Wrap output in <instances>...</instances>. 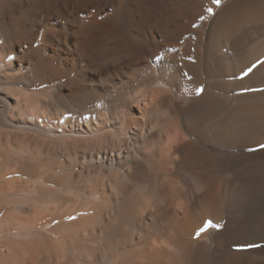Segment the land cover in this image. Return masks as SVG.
Here are the masks:
<instances>
[{
	"label": "bare ground",
	"instance_id": "bare-ground-1",
	"mask_svg": "<svg viewBox=\"0 0 264 264\" xmlns=\"http://www.w3.org/2000/svg\"><path fill=\"white\" fill-rule=\"evenodd\" d=\"M261 60L264 0H0V264H114L86 242L149 162L183 186L134 264H264Z\"/></svg>",
	"mask_w": 264,
	"mask_h": 264
},
{
	"label": "rangeland",
	"instance_id": "rangeland-1",
	"mask_svg": "<svg viewBox=\"0 0 264 264\" xmlns=\"http://www.w3.org/2000/svg\"><path fill=\"white\" fill-rule=\"evenodd\" d=\"M137 35L138 34H136V36ZM140 39H142V38L140 37ZM171 50L173 52H175V48H171ZM225 51L228 52V50H225ZM50 52L51 51H50V48H49V49H47V52L45 53V55L48 56L50 54ZM65 57L67 58V55H65ZM18 61H20V60H18ZM151 63H152V61H151ZM83 65H84V63H83ZM63 80L62 79H59V80H54V83H53V81L52 82H46V83H44V85H43L42 88H45V89H43V91L44 90H47V89L50 90L51 88H53V85H54V87H56V84H60ZM45 84L47 85L46 87H45ZM67 161H69V159H67ZM149 163H151V164H148L147 165V167H148V168L146 167L147 171L145 170V172H142L141 175L139 174V175L135 176L136 179H137V184L139 185V187H135V188L132 187V188H130V189L127 190L126 189V184H129L128 181H126V184H124L125 181L122 178V176L119 175V174L118 175L121 176V177H119V176L116 175L115 178H113V179H115L117 181V183L119 181L122 182V180L124 181L123 184H121V182L119 183L122 186V188L120 186V189L119 190H122L123 191V192H121L122 194L120 195V198L122 200L120 202H121L122 205L119 204L121 206H119V208H117L118 207L117 206L116 209H115V211H114V212H116V214L114 213V215H113V217L111 219H115V220L114 221H111V219L106 218V222H105V225L107 227L110 226L109 224H111L112 222H114V224L112 225V227L114 229L112 227H110V229H107L105 235H103V236L97 235L96 237H93V239L92 238H91V240L89 239L88 240V243L86 242L87 248L89 247L88 249L93 250L90 253H93L92 255H95V256L97 255V257L99 259H102V258H104V256H107L108 254L106 255V249H107V252H108L109 251V247L112 248V246L115 245V247L118 246V247H120V249L117 251V253L115 255L116 256L115 257L116 258V261H114V264H134L135 261H139V259L141 258V252H140V250L138 248L137 249L136 248H129L130 245H131V242H132L130 240L136 241V240H138L139 235L145 232L144 230H149V231L152 230V233L155 234L154 235V238L155 239H158L159 238L158 240L161 241V240L166 239V237H168V235L166 236V234H169V232L172 231L171 230L172 227L175 229V227H176L175 226V221L176 220H174L173 218L171 219V215L172 214H166L165 215V213H162L161 212V213L158 214V216H157L158 219L156 218L157 220H155V221L152 220V219H150V216H147L144 219L142 218V215H141L142 211H140L141 210L140 209L141 207L139 208V206L141 204H143L142 198L140 199V196H141L142 193L144 194L146 192V193H152L153 194V192H154V194H156L158 196V198L161 197L158 200L164 201L166 198H168V196H170L171 194L176 193V192L172 193L173 191H175V190L176 191H179V189L182 190V186H183V184H182V182H181L180 179H178V180L177 179H174L175 182H173L174 180L173 181L171 180V182H168L166 179H165L166 181L165 180L164 181L163 180L160 181V179H158L156 177L157 176L156 174H158L159 172L156 173V170H155V169L158 170V165L154 166L155 163H152V162H149ZM55 168H58V167H55ZM171 174H172V172H171ZM72 175L74 177V179L71 178L72 184L75 183V181H76V183L74 184V186H76L77 182L80 184L79 181H81V183H83L82 179L80 180L79 179L80 177H77L78 175L76 173H73ZM173 175H175V174L173 173L172 174V177H173ZM118 177H119V179H118ZM75 178L77 180L79 179V181L75 180ZM73 180H75V181H73ZM104 180L107 181L106 179H104ZM104 180H102V183L100 184V186L103 183L104 184L106 183V182H104ZM98 182H99V180H98ZM79 184H77V185H79ZM108 187L112 189V187H110V185H108ZM108 187L105 188V190H106L105 192L106 193L107 192H110V191H107L108 190L107 189ZM87 190L88 191L91 190V185L90 186L88 185ZM132 190H133V192H132ZM128 192L129 193L132 192V193L131 194H126ZM122 195L124 196V198L122 197ZM128 195H129V197H127ZM125 197H127V198L125 199ZM179 212H180V210H179ZM94 213H95V210L92 209V210H90L88 212L86 211V213L84 215H87V218L88 217L89 218H92V217H94ZM90 215L91 216L93 215V216L90 217ZM131 227H133V229ZM135 230H137V231H135ZM160 230H161V232H159ZM155 232H157V233H155ZM156 234L157 235L159 234L158 237H156L157 236ZM163 236H165V237H163ZM90 241H91V243H93V245H92L93 247L91 246V244H89ZM94 243H95V245H94ZM135 249H136V251H135Z\"/></svg>",
	"mask_w": 264,
	"mask_h": 264
},
{
	"label": "snow or ice",
	"instance_id": "snow-or-ice-1",
	"mask_svg": "<svg viewBox=\"0 0 264 264\" xmlns=\"http://www.w3.org/2000/svg\"><path fill=\"white\" fill-rule=\"evenodd\" d=\"M212 2L217 5L220 6L221 5V0H212ZM208 11L210 13L213 12L212 8H209ZM260 65H264V60L258 61V62H254L253 64L249 65L244 71H243V75L246 77L249 74H251L257 67H259ZM252 89H246L245 91H250ZM199 92L202 93L203 92V88L199 89ZM210 225V222H209ZM211 226V225H210ZM203 231V229L201 230ZM199 236V233H197V237ZM247 247H256V245H249Z\"/></svg>",
	"mask_w": 264,
	"mask_h": 264
}]
</instances>
